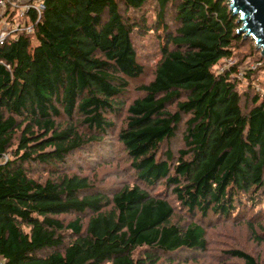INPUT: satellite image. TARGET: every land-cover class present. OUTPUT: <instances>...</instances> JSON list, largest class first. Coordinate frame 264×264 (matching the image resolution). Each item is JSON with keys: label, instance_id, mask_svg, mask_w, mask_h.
Instances as JSON below:
<instances>
[{"label": "trees", "instance_id": "16d2710c", "mask_svg": "<svg viewBox=\"0 0 264 264\" xmlns=\"http://www.w3.org/2000/svg\"><path fill=\"white\" fill-rule=\"evenodd\" d=\"M44 5L33 34L0 44L5 263L186 264L206 250L196 216L241 221L251 209L253 228L264 202V96L254 86L264 58L236 34L227 1ZM150 34L160 41L146 81L134 39ZM247 43L254 69L240 79L238 61L217 72ZM111 133L135 183L107 193L70 168ZM227 255L259 264L242 250Z\"/></svg>", "mask_w": 264, "mask_h": 264}, {"label": "rangeland", "instance_id": "374dc122", "mask_svg": "<svg viewBox=\"0 0 264 264\" xmlns=\"http://www.w3.org/2000/svg\"><path fill=\"white\" fill-rule=\"evenodd\" d=\"M2 24L0 20V28ZM158 40L153 34L142 40L134 39L141 61L146 65L145 75L142 78L146 81L150 79L153 61H156L158 57ZM250 47L249 43H247L242 49L234 52L235 57L220 63L216 67L217 72H221L224 68L226 69L240 61L241 64L238 66V71L241 79L244 71L250 70L253 66L255 67L251 57L253 51ZM246 85L247 81H242L240 89L244 90ZM254 86L255 92L259 93L260 96H264V69L257 73ZM130 94L135 96L133 91ZM180 147L181 143L179 140L172 142L173 150L177 151ZM164 151L165 146L162 149V152ZM70 169L73 172L80 171L84 175H88L98 189L107 193H112L123 186H131L135 183L133 172L128 169L121 146L112 133L98 145L84 148L77 153L76 157L73 158ZM41 176L45 177V174H41ZM160 189L158 188V191ZM173 205L177 206L176 213L180 215L182 211L178 210V203L173 201ZM256 210L263 213H260L257 221L254 220L252 222L253 228L251 229L246 225L247 219L254 213L251 209L246 212L241 221H218L213 217L209 220H200L199 216H196L195 221L204 226L206 232V250L186 254L184 256V258L188 259L186 264H241L239 260L227 255L228 251L234 249L242 250L253 256L259 264H264V242H262L264 241V230L260 228L261 225H258L264 224V202L262 205L257 206ZM183 218V221L189 222L188 216Z\"/></svg>", "mask_w": 264, "mask_h": 264}, {"label": "built area", "instance_id": "2783aa9c", "mask_svg": "<svg viewBox=\"0 0 264 264\" xmlns=\"http://www.w3.org/2000/svg\"><path fill=\"white\" fill-rule=\"evenodd\" d=\"M45 9L44 0H0V44L7 37L31 35ZM255 67H251L254 69ZM4 156L2 160H6ZM0 264H6L0 257Z\"/></svg>", "mask_w": 264, "mask_h": 264}, {"label": "water", "instance_id": "95a60500", "mask_svg": "<svg viewBox=\"0 0 264 264\" xmlns=\"http://www.w3.org/2000/svg\"><path fill=\"white\" fill-rule=\"evenodd\" d=\"M229 11L238 16L240 27L236 34L254 41L264 58V0H226Z\"/></svg>", "mask_w": 264, "mask_h": 264}]
</instances>
